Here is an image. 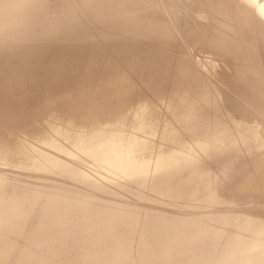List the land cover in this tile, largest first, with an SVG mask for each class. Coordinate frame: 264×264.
Masks as SVG:
<instances>
[{
    "label": "rangeland",
    "instance_id": "1",
    "mask_svg": "<svg viewBox=\"0 0 264 264\" xmlns=\"http://www.w3.org/2000/svg\"><path fill=\"white\" fill-rule=\"evenodd\" d=\"M108 1L60 0L62 20L78 17L79 22L62 25L59 72L18 80L10 77L0 83V264H116L120 252L134 254L144 233L152 235L148 241L152 248L143 250L139 259L127 256L119 264H264V151L256 141L263 118L255 104L230 116L227 111L211 119H202L200 114L179 116L189 97H201L202 86L214 87L207 83L211 80H203L208 72L186 56L198 50L195 45L156 37L160 31L177 29L175 23L193 15V8L198 9L203 0L105 5ZM246 1L264 14V0ZM201 4L222 12L218 5ZM98 5L96 10L106 15L132 10L130 19L145 17L146 10L154 9V19H145L139 28L144 35H135L129 43L114 37L117 29L102 26L90 16ZM123 20L119 18L118 23ZM153 20L163 24L162 30L149 34L150 25L156 26ZM3 42L9 44V40ZM139 44L145 46L130 47ZM251 47L253 75L264 88V34L256 35V46ZM3 48L0 68L8 58ZM88 51L105 61L121 54L120 61L110 66L75 55ZM178 60L186 66L176 71ZM252 64L258 67L257 74ZM127 73L133 79L129 84ZM189 73L198 74L199 84L186 82ZM238 81V87H245L242 77ZM211 82L220 85L219 79ZM222 97L215 94L197 101L192 109L199 113L216 110ZM225 97L240 107L241 96ZM150 116L158 117L160 123L136 131L134 127ZM193 123L205 128L195 130ZM233 144L241 147L234 149ZM215 148H220L214 152L215 160L202 167L192 165L189 157L205 156ZM241 150L250 151L237 161ZM235 171L248 175L249 181L235 182ZM202 177L205 182L198 183ZM196 186L199 192L190 196ZM205 192L214 194L201 201ZM74 202L85 203L84 211L101 207L95 217L84 219L122 222L123 226L114 227L123 230L117 236L129 238L119 247L109 244L105 249L80 244L79 236L72 238L81 233L80 228H63L75 222L69 212ZM116 209L124 211L123 219L115 217ZM174 216L186 218L174 235L152 230ZM125 217L129 224L124 228ZM133 221H141L142 228L131 227ZM83 228L95 235L102 230L88 223ZM50 231L57 232L60 240L71 239L72 251L65 252L67 246L61 248L51 240ZM101 251H107L102 258H86L88 252ZM152 253L155 258L146 261Z\"/></svg>",
    "mask_w": 264,
    "mask_h": 264
},
{
    "label": "bare ground",
    "instance_id": "2",
    "mask_svg": "<svg viewBox=\"0 0 264 264\" xmlns=\"http://www.w3.org/2000/svg\"><path fill=\"white\" fill-rule=\"evenodd\" d=\"M132 1L133 0H110L108 3H105V5L126 2L132 3ZM201 2L213 6L218 5L217 7L222 8V12L218 11L214 7L204 6L201 4ZM47 8H50V11H47ZM97 8H99V5L92 8V10H94V15L91 14L90 16H95V19L98 18V22L102 26H112L117 29L119 34L114 37H122L124 41L129 43H131L130 41L133 37H135V35H144V33L140 32L141 25H143L145 19H154L152 13L155 11L151 8L152 10L145 11V17L143 16L136 19H130L127 16L134 14L131 13L132 10L125 11L126 13L106 15V11L98 12L96 10ZM138 9L140 12H144V7H139ZM60 10V0H0V41H2L0 42V45L7 44L4 45V47L6 46L5 48L0 47V50L3 48L2 52L5 50L4 55H8V58L3 59V65L0 68V83L10 77H15V80H18L16 78L24 79L34 75L44 76L49 73L59 72V65L62 62L61 47L59 45V43L62 41V25L64 23H69L71 20L75 21V24L79 22L78 17H66L64 20H62ZM199 10L204 11L205 13L199 12ZM192 12L193 15L185 16L175 23L176 26H178L177 29L170 32L160 31L156 37H170L172 40L180 43L183 41L185 44L195 45L198 50L192 53L189 52L186 56L190 55L191 59L198 63L199 68H202L208 72L203 75V80L205 82L208 80L212 81L214 79H219L220 85L217 86L216 83L211 81L207 82L209 83V86L212 83L214 88L210 86L208 88L211 89H208L207 86H202L201 97H189L187 99V105H183L178 115L181 117H187L190 114L196 116H199L198 114H200L199 117L202 119H211L217 117L222 111H227V115L230 116L232 114L242 112L246 106L253 107V104H255L257 112L263 118V122L259 125V127L262 129L261 135L259 136V140L256 141L260 143L261 148L264 151V88L257 82L255 75H253V67L250 65V60L255 59L253 48L251 46H256V35L262 37V34H264V14L258 9L254 8L252 4L250 5V3H248L246 0H227V2L225 0H203L200 1V7L198 9L193 8ZM181 14L185 15L187 13ZM122 17H124V20L118 23V19ZM151 24H156V26L150 25L153 29L149 32V34H155V29L157 31L162 30V23H157L155 20H153V23ZM178 35L181 37V40L178 39ZM6 40H9V44L7 42H3ZM52 40H56V44L50 45L49 42ZM19 42H23L24 46L16 47L18 46L16 45L13 47V45ZM95 43L94 48L97 49L98 46H96ZM91 44L93 45V42ZM106 44L108 49L111 42ZM11 45L12 48H9ZM144 46H140L139 44L136 46L131 45L130 47L134 48L135 50H139ZM207 52L210 55L207 54V56H205L204 53ZM67 55L73 56L70 54ZM75 55L82 56V58H85V61L91 60L92 63H96L99 60L98 56H96L93 51ZM120 55L117 57H112L107 61H99L109 62L110 66L116 65L119 63L118 59L120 58ZM142 58L143 57H138L136 59L144 60ZM98 64H100V62ZM252 65L254 66L255 72L257 74L258 67L254 64ZM182 66H186L183 60L174 62V68L176 71H178ZM238 66H240V68L237 70L231 69L237 68ZM127 74L128 79L126 82L129 84L133 81V79L129 73ZM211 75L212 79L206 78ZM240 77L243 78V84L245 87H238V79ZM197 78L198 74L189 73L185 76L186 82L192 81L195 84H199ZM215 94L224 95V97L220 99L218 109L210 110L204 113H199L198 111L192 109L193 105L197 101L207 100ZM225 96H231L234 99L241 96L242 101L240 102V107H234L233 102H230ZM170 109L173 110V107H170ZM159 121L160 120L158 117L150 116L145 122L140 123L138 127L135 126L134 128L136 131L142 126H150L152 128L154 124L160 123ZM168 124L169 123L166 122L165 128ZM191 127L195 130L205 128L202 123H193L191 124ZM238 138L239 140L242 139L241 134H238ZM239 144H241V142H239ZM239 144H233L234 149L241 147ZM218 149L220 148H215L212 153L205 156L189 157L192 161V165L202 167L209 160H215L217 155L214 152ZM245 150H241L239 152L237 161H239V158H243H241V156L250 151L247 150L245 152ZM169 156H167L162 165L167 163ZM234 175L235 182L242 185V180L249 181L250 179L248 175L242 172L235 171ZM159 179L160 178H158V180ZM204 182L205 178L202 177L199 179L198 183ZM161 183H165V181L161 179ZM241 188L244 190L245 187L241 186ZM199 190L200 188L198 189V186H196L191 191L190 196H194V194H197ZM181 192L182 190L180 189L178 193ZM240 192H242V190ZM207 194L214 193L205 192L204 196L201 197V201H203ZM84 208L85 203L83 202L72 203L69 212H71L75 222L67 224L63 227L65 228L68 226H73L80 228L81 233H74L72 235V238L79 236L80 244L85 245L86 243H89L90 246H99L101 249H105L109 244L119 247L124 243L125 239L129 238L124 236V239H121L119 236H117V234L123 230L116 229L114 227L123 226L122 222H112L110 218L103 221L100 219H92L91 221L84 219V216H89L90 218L95 217V214L101 210V207H95L92 209V211H84ZM114 212L117 214L115 217L123 219V217L120 215L124 216V211L121 209H116ZM128 220V217L124 218V228L129 224V222H125ZM185 220L186 218L174 216L171 219L162 220L156 224L152 230L159 229L164 236L171 234L174 235L177 233V229L180 224ZM83 223H88L91 225L95 224L96 227H100L102 230L97 231L96 235L91 232L89 234L86 230H84ZM169 223H171L172 228ZM134 225L142 228L141 221H133L131 227ZM65 232L67 233V231ZM47 236H49L51 240L58 241L61 248L62 246H67L68 249L65 252L72 251L70 248L72 245L71 239L68 238L60 240V235L57 234V232L51 231L48 232ZM151 236L152 235L148 233L146 235L144 233L142 237L138 239V242L134 247V254H131L130 252L127 253V251H125L126 253L120 252V256H117L116 258V264L124 263V258L127 256L132 261L139 259L138 257L141 255L143 250L152 248V246L148 244V241H151L149 240V237ZM106 239H109V242H105ZM39 241L40 240H38V242ZM157 244L158 242L155 243V245ZM260 250L261 249H259V251ZM106 252L107 251H101L98 254H92V252H88L86 258H92L93 256L96 258H102ZM154 258L155 255L152 253L150 256H148L146 261L153 260ZM74 263L78 262L75 261ZM102 264L105 263L102 262Z\"/></svg>",
    "mask_w": 264,
    "mask_h": 264
}]
</instances>
